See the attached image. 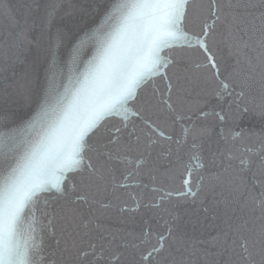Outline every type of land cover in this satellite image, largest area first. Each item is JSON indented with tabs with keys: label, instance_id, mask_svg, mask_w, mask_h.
Instances as JSON below:
<instances>
[{
	"label": "snow or ice",
	"instance_id": "1",
	"mask_svg": "<svg viewBox=\"0 0 264 264\" xmlns=\"http://www.w3.org/2000/svg\"><path fill=\"white\" fill-rule=\"evenodd\" d=\"M0 264H264V0H0Z\"/></svg>",
	"mask_w": 264,
	"mask_h": 264
},
{
	"label": "water",
	"instance_id": "2",
	"mask_svg": "<svg viewBox=\"0 0 264 264\" xmlns=\"http://www.w3.org/2000/svg\"><path fill=\"white\" fill-rule=\"evenodd\" d=\"M9 3H15L16 0H8ZM74 2H77V3H83L84 0H74ZM104 211H107L109 214H112L114 212L113 209H105Z\"/></svg>",
	"mask_w": 264,
	"mask_h": 264
}]
</instances>
